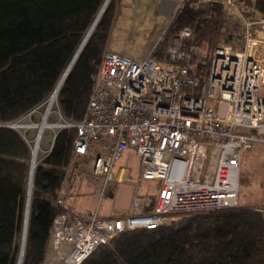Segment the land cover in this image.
Masks as SVG:
<instances>
[{"label": "built area", "instance_id": "built-area-1", "mask_svg": "<svg viewBox=\"0 0 264 264\" xmlns=\"http://www.w3.org/2000/svg\"><path fill=\"white\" fill-rule=\"evenodd\" d=\"M206 2L220 4L232 24L225 40L209 52L206 44L185 43L192 36L187 27L174 37L167 56L153 57L185 5ZM159 4L160 15L170 21L148 54L108 48L83 118L58 124L77 129L74 152L79 155L87 153L90 140L111 136L110 152L96 156L93 165L94 174L105 176L104 186L115 179L116 161L133 148L142 178L159 181L156 199L137 196L127 213L106 217L68 205L59 195L55 205L66 210L50 227L46 256L52 247V261L80 264L127 231L169 225L189 212L238 205L243 155L255 142L264 143V13L252 6L245 14L239 0ZM208 59L205 73L192 65H206ZM52 111L46 121L58 126L48 122ZM97 195L102 197L103 191Z\"/></svg>", "mask_w": 264, "mask_h": 264}, {"label": "trees", "instance_id": "trees-1", "mask_svg": "<svg viewBox=\"0 0 264 264\" xmlns=\"http://www.w3.org/2000/svg\"><path fill=\"white\" fill-rule=\"evenodd\" d=\"M110 0L77 57L58 95L65 121L85 113L94 77L119 14ZM105 0H0V125L40 109L54 91ZM248 14L264 0H239ZM230 21L215 2L188 3L173 20L153 57L168 55L173 39L192 30L186 44L224 41ZM199 72L208 63L193 62ZM201 89V88H200ZM199 91V90H198ZM75 127H61L51 149L38 158L33 176L22 264H43L55 205L74 152ZM31 142L12 127L0 126V264H17L18 240L27 205ZM157 228L127 231L98 247L80 264H264V205H237L186 213ZM49 255V251L47 256Z\"/></svg>", "mask_w": 264, "mask_h": 264}, {"label": "rangeland", "instance_id": "rangeland-1", "mask_svg": "<svg viewBox=\"0 0 264 264\" xmlns=\"http://www.w3.org/2000/svg\"><path fill=\"white\" fill-rule=\"evenodd\" d=\"M159 0H120L119 1V12L122 8V14L120 15L117 24L113 28V33L111 34L110 44L108 48L120 50L130 55L141 54L146 55L150 51L151 45L156 43L160 38V31L165 27L170 18H166L161 14L159 9ZM121 7V8H120ZM119 15V14H118ZM118 18V17H117ZM230 26L232 24L230 23ZM231 28V27H230ZM49 99V98H48ZM58 98L56 99L52 111L48 117L49 123H64L65 120L62 116L60 108L58 107ZM48 100L42 107L32 113H28L23 117L19 123L21 124H30V123H40L42 121V115L45 113ZM49 113V112H48ZM47 113V114H48ZM16 129L20 130L23 135L27 137L33 146V141L37 137V134L40 135L39 141V152L38 158L43 154L47 153L53 144L55 133L58 130L57 126L46 125L39 132L37 126H19ZM94 140V139H92ZM83 155L75 154L72 157L70 165L67 167V175L63 182L65 186L69 180L73 179L74 181L79 178V174L83 172L84 174L90 173V170L87 172L83 168L76 169L74 175L73 170L75 168V162L77 160H83L81 157ZM38 162V161H37ZM90 160L88 161V163ZM121 162V163H119ZM114 168H120L122 165H127L131 170V174L138 178V160L131 154L126 157L124 161H116ZM82 169V170H80ZM35 170V169H34ZM115 172V171H114ZM76 177V178H75ZM116 177V176H115ZM105 178V176H104ZM102 179L103 185L100 188H96V195L99 192L103 191L101 199H103V204L101 205V210H105L106 207H110L111 210H118L125 208L126 210L133 206L137 196L149 197L152 199L154 194L159 190V181L157 180H142L140 182L131 183L127 178L125 181L109 183L107 186H104L105 179ZM80 181V180H79ZM264 184V143L255 142L251 150L243 155L242 164H241V174H240V194H239V204L243 205H259L262 198V187ZM104 187V188H103ZM108 195V196H107ZM27 196V195H26ZM98 198V197H97ZM99 199V198H98ZM100 200H96V206L100 204ZM26 205V200H25ZM237 206V205H236ZM97 211L96 209L93 211ZM184 218V217H182ZM180 218V219H182ZM179 220V219H178ZM25 222V213L24 221ZM23 225L20 232L18 247L19 253L22 244L23 238ZM53 256L52 247L49 249V255L45 256L43 264H52L51 257ZM49 258V259H48ZM18 263V262H17Z\"/></svg>", "mask_w": 264, "mask_h": 264}, {"label": "crops", "instance_id": "crops-1", "mask_svg": "<svg viewBox=\"0 0 264 264\" xmlns=\"http://www.w3.org/2000/svg\"><path fill=\"white\" fill-rule=\"evenodd\" d=\"M121 14H122V8H121V11L119 12L117 19H119ZM117 22H118V20L116 21V24H117ZM110 48H111V45H110ZM111 141H112V138L109 135L103 136V137L96 139V140H90L87 153L81 157L83 160L82 161L77 160L75 162V168L72 169L74 175L76 173V169H78V168H83V169L85 168L84 170H86L87 172L90 170V173L84 174L83 172H81V174H79L80 176L78 179H76L75 181L73 179H71V180H69V182L65 186L62 187L61 195L65 196L66 204L73 205V206L77 207L79 210L87 212V213H91L96 209L99 215L106 216V217L125 214L129 211V208L127 210L125 208H122V209H118L115 211V210H111L110 207H106L105 210H101V205L103 204V199H101V197L96 195V188L98 186H100V188H101L103 185L102 179L104 178V175L94 174V172H93L94 159L98 155L106 156L110 152L111 145H112ZM49 150H47V152ZM131 154H134V156L138 160V172H139L138 178L134 177L131 174V170L129 169V167L127 165H122L120 168H118V167L114 168L113 167V169H112L113 176L117 182L125 181L124 179L127 178V175H128V179L130 180L131 183L140 182V179L145 180L141 176L139 157L133 148L128 149L123 154V156L118 160L124 161L126 159V157L131 155ZM89 160H90V162L88 163ZM119 163H121V162H119ZM80 170H82V169H80ZM115 180L111 181V183L113 184V182ZM156 194H154V197H153L154 200L156 199ZM100 199H101V202H100L99 206L98 205L96 206L95 201L100 200Z\"/></svg>", "mask_w": 264, "mask_h": 264}, {"label": "bare ground", "instance_id": "bare-ground-1", "mask_svg": "<svg viewBox=\"0 0 264 264\" xmlns=\"http://www.w3.org/2000/svg\"><path fill=\"white\" fill-rule=\"evenodd\" d=\"M110 0H106L105 2V5L107 6L108 2ZM103 14V13H102ZM101 15L99 14L98 18L100 17ZM94 26H92V28L88 31L87 35H85V39L88 38L89 34L91 33L92 29H93ZM76 60V56L73 58V60L70 62L67 70H66V73L63 77V79L61 80V82L58 84L56 90H54L52 96L48 99V103H47V106H46V109H45V112L46 114L52 109L56 99L58 98V95H59V91L66 79V76L68 75V73L70 72L74 62ZM58 125L59 123H55L54 125ZM48 125L47 121H46V116L44 117V119L42 120V122L40 123H30V124H21L19 122H17L15 124L16 127H19V126H26V127H31V126H37L39 129H42L44 126ZM39 137H36L35 140L33 141V146H32V150H33V155H32V162H31V177L29 179V182H28V191H27V206L29 205L30 203V200H31V193H32V187H33V173H34V169L36 167V164H37V161H38V152H39ZM28 210L26 209V217H25V222L24 223H27V216H28ZM24 238H25V231L23 232V238H22V244H21V247H24ZM23 251V248L21 249ZM22 251H21V254H22ZM22 258V257H21ZM52 258V257H51ZM49 259V258H48ZM53 262V263H52ZM52 264H70L71 263V260L70 259H65V260H62V261H51ZM20 264H21V261H20Z\"/></svg>", "mask_w": 264, "mask_h": 264}, {"label": "water", "instance_id": "water-1", "mask_svg": "<svg viewBox=\"0 0 264 264\" xmlns=\"http://www.w3.org/2000/svg\"><path fill=\"white\" fill-rule=\"evenodd\" d=\"M105 2H106V0H105ZM105 2H104V4H103V6L101 7V9H100L98 15L96 16V18H95L93 24L91 25V27L89 28V30L92 28V26H94V27H93V30L95 29L96 24H97V22L99 21V19H100V17H101V16H100V17L98 18L99 14L102 15V13L104 12V10H105V8H106ZM89 30H88V31H89ZM91 34H92V32H91ZM91 34H90V35H91ZM86 35H87V34H86ZM89 37H90V36H89ZM89 37H88V38H89ZM88 38L85 39V37H84L82 43L80 44L79 48L77 49V51H76V53H75V55H74V57L76 56V59H77V57L79 56V54H80L81 50L83 49L85 43L87 42ZM74 57H73V58H74ZM73 58H72V60H73ZM72 60H71V61H72ZM75 61H76V60H75ZM74 63H75V62H74ZM69 64H70V63H69ZM73 65H74V64H73ZM68 66H69V65H68ZM68 66H67V68H68ZM67 68H66V70H67ZM66 70L63 72V74H62L60 80L58 81V83H57V85H56V87H55L54 90H56L58 84H59V83L61 82V80L63 79V77H64V75H65V73H66ZM68 74H69V73H68ZM67 76H68V75H67ZM67 76H66V78H67ZM53 92H54V91H53ZM53 92H52V94H53ZM52 94H51V96H52ZM51 96H50V97H51ZM50 97H49V98H50ZM45 116H46V112L44 113L43 119H44ZM18 122H19V121H18ZM16 123H17V122H14V123H8V124H1L0 126H6V127L17 128V127L15 126ZM57 127H59L58 130L61 128L60 125H58ZM42 129H43V128H42ZM42 129H39V132H40V130H42ZM58 130L56 131L55 136H56ZM24 136H25V135H24ZM37 137H39V140H40V135H39V134H37ZM54 138H55V137H54ZM32 155H33V150H32ZM31 162H32V159H31ZM31 174H32V173H31V164H30V176H29V179H30V177H31ZM33 176H34V173H33ZM30 202H31V201H30ZM26 209L28 210V212L30 211V203H29L28 206L25 205V217H26ZM28 219H29V213H28V216H27V223H24V225H23V232L25 231V238H24L25 241H24V247H21V249L23 248V251L20 249V253H19V258H18V263H17V264H20V261H21V264H22V260H23V254H24V249H25V244H26V236H27ZM21 251H22V254H21ZM21 257H22V258H21Z\"/></svg>", "mask_w": 264, "mask_h": 264}]
</instances>
